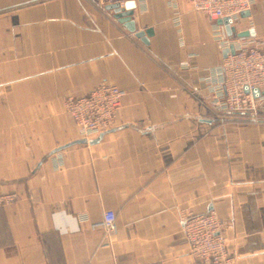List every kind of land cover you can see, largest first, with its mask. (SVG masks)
I'll return each instance as SVG.
<instances>
[{
	"label": "crops",
	"instance_id": "obj_1",
	"mask_svg": "<svg viewBox=\"0 0 264 264\" xmlns=\"http://www.w3.org/2000/svg\"><path fill=\"white\" fill-rule=\"evenodd\" d=\"M135 3L149 44L98 0H0V196H19L0 204V264H201L184 209L217 212L236 264H264V107L204 100L225 56L190 0ZM230 29L264 39V0ZM102 83L127 92L122 124L86 140L65 100Z\"/></svg>",
	"mask_w": 264,
	"mask_h": 264
},
{
	"label": "built area",
	"instance_id": "obj_2",
	"mask_svg": "<svg viewBox=\"0 0 264 264\" xmlns=\"http://www.w3.org/2000/svg\"><path fill=\"white\" fill-rule=\"evenodd\" d=\"M127 1L130 0H98L101 4L119 3L122 6ZM171 1L176 7L178 0ZM190 1L194 11L206 14L213 21L219 49L224 51L234 47V53L229 52L218 68L210 70L202 97L211 110L220 114L255 116L264 107V95L256 98L251 92L247 93L245 87L250 91L255 88L264 91V39H237L222 30L233 28L244 18V13L249 15L256 0ZM250 26L253 29L254 25ZM126 95L119 86L102 83L84 95L67 97L65 109L80 136L89 140L122 124L120 111ZM18 198L16 193L5 194L0 196V204H10ZM180 221L189 254L195 260L201 264H236V258L227 249L226 231L233 229L230 221L215 211L196 213L191 209L181 211ZM91 228L106 234L103 245H107L108 237L117 232L116 214L106 212L103 220L92 224Z\"/></svg>",
	"mask_w": 264,
	"mask_h": 264
},
{
	"label": "water",
	"instance_id": "obj_3",
	"mask_svg": "<svg viewBox=\"0 0 264 264\" xmlns=\"http://www.w3.org/2000/svg\"><path fill=\"white\" fill-rule=\"evenodd\" d=\"M136 7V3L134 0L127 1L123 6L119 3H113L110 4V8L114 10L115 16L119 19V21L127 27L129 31L135 34L138 38H141L142 41L146 44H149V41L147 38L151 37L153 35L152 29H147L145 31H137L135 23L133 22L132 16L134 15V9ZM247 15L246 13L243 14V16ZM227 22V21H226ZM229 34H233V29L228 28ZM247 35V34H242ZM234 53V47H231L230 49L224 50V56L226 57L228 53ZM245 91L247 93L251 92L254 97L260 98L262 95H264V91H261L259 88H255L252 91L249 90V88L246 86Z\"/></svg>",
	"mask_w": 264,
	"mask_h": 264
}]
</instances>
